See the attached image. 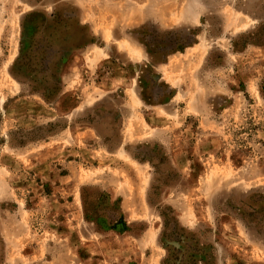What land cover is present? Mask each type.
<instances>
[{
	"label": "rangeland",
	"instance_id": "1",
	"mask_svg": "<svg viewBox=\"0 0 264 264\" xmlns=\"http://www.w3.org/2000/svg\"><path fill=\"white\" fill-rule=\"evenodd\" d=\"M0 264H264V0H0Z\"/></svg>",
	"mask_w": 264,
	"mask_h": 264
}]
</instances>
